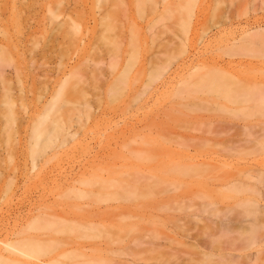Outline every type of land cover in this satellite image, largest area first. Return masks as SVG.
<instances>
[{
    "label": "rangeland",
    "instance_id": "374dc122",
    "mask_svg": "<svg viewBox=\"0 0 264 264\" xmlns=\"http://www.w3.org/2000/svg\"><path fill=\"white\" fill-rule=\"evenodd\" d=\"M157 1L156 8L145 4L140 16L132 0L125 11L129 18L124 16L128 24L122 17L117 21L126 33L124 40L131 25L139 28L135 33L143 45L138 61L128 67L126 78H131L124 82L129 85L114 98H108L105 87L125 67L131 53L125 50L128 42L119 41L120 62L112 64L107 55L100 59L103 53L89 47L86 39L94 24L90 17L98 16V9L88 0L84 3L87 22L71 45L63 44V61L68 68L86 57L85 71L89 78L95 73L98 84V91L88 97L97 103L33 168L26 159L25 128L11 137L12 144L0 138V239L12 237L10 232L27 214L46 211L69 219L91 217L109 226L107 232L89 231L69 246L58 245L52 255L73 252L59 256L64 261L101 264L90 257L107 256L117 264H194L204 252L214 259L230 253L241 264H264V231L256 232L262 234L256 243L248 246L243 240L249 227L247 199L255 198L264 213V182L255 179L260 172L264 175V0H191L189 10L183 9L188 0H166L168 8ZM19 56L15 54L14 64L28 66V56ZM56 64L47 63L51 80L58 73ZM215 67L254 89L255 98L222 105L214 96L194 91L197 75ZM28 94L31 108L39 93L32 98ZM187 164L198 170H173ZM82 178L89 185H80ZM232 183L254 186L257 192L229 189ZM70 185L82 189L81 195L69 191ZM68 223L61 222L70 227ZM80 231L64 235L78 236Z\"/></svg>",
    "mask_w": 264,
    "mask_h": 264
},
{
    "label": "bare ground",
    "instance_id": "6f19581e",
    "mask_svg": "<svg viewBox=\"0 0 264 264\" xmlns=\"http://www.w3.org/2000/svg\"><path fill=\"white\" fill-rule=\"evenodd\" d=\"M86 1L87 0H0V24L3 25V23H7L10 29H14L10 33L7 25H4L3 29L0 27V37L2 36L0 38V138L2 141L3 139L5 140L3 142H10L12 141L10 140L11 137H15L14 134L18 133L22 127L25 128V131L28 133L27 140L29 142L26 159L28 158L31 161L32 168L37 166L36 161H38V157L40 158L43 156V153L45 154L47 149L56 148L60 144L57 142L58 140L62 139L61 142L63 143L65 135L69 133L68 129L75 127L73 125L74 122H81V118L85 113L87 117V113L90 112L89 109H91V106L97 103L95 102L92 104L91 101L94 95L93 91L97 89L98 85L95 83L97 79L94 80L97 76H95V73H92L95 76H93L94 79L92 76H90V78L88 77L87 71H85L84 68V64H88V62L84 61L86 57L81 58L80 56L79 60L77 59L75 64L70 65L68 68L63 61L64 55L67 54L65 53L67 48L65 45L63 46V44L71 45L73 43L71 40L76 37L78 30L83 27H81V25L87 19L84 12L87 9L85 7L86 5H84ZM88 1L91 2L92 8L96 7L98 9V16L92 14L90 17L94 23L92 27L94 31H87V45L89 47L94 46L97 52L100 51L99 54L103 53L101 56H98L100 59H105L103 57L107 55L108 60L112 64L116 59L118 61L120 55L117 56V54L120 53L117 51H120L121 46H123L119 45L121 42L123 44L128 42L125 44L128 45V48L125 47V50L128 49L131 52L130 55L128 54L129 56L127 55L129 59L125 61V64H122L125 65L122 71H119L117 68L112 69H116L120 73L117 71L119 73L117 76L118 73L116 72L117 74L114 75L113 71V79L110 81L111 83L105 87V92L109 96L108 98H114V96L116 97V95L119 94L121 89H123L122 91L124 92V86L130 83L126 82L131 78L130 76L126 78V73L128 74L129 70L128 67L130 64H134V62L138 61L139 58H137L136 54L139 52V47L143 45H138L140 44L137 39L138 33H135V30L139 28L134 29L135 27L133 28L131 25L133 29L130 27V37L129 39H125L127 40L125 41L124 38H126V33L123 31L122 26L120 27L117 24L118 20L121 21V17L123 20H127V18L124 19V16L127 13L126 10L131 8L130 5L132 4V0ZM161 1L164 3L166 0ZM189 1L191 0L185 3L188 5L184 4V10H189V6L193 4L189 3ZM133 3L132 7L135 9L134 11L137 10L136 12H139L141 16V14L144 13L142 11L143 8L146 7L145 4L155 7L158 1L133 0ZM167 4L169 3L167 2ZM167 4L164 3L166 6L163 7L168 8ZM165 8L164 10H166ZM169 9L171 11L170 6ZM187 12L189 14V11ZM187 12L186 16H189ZM139 14L136 15L140 18ZM126 17L128 16L126 15ZM126 24H128V22ZM40 25H43L44 29H40ZM136 26L138 27V24ZM183 26L184 29L183 27L182 29L185 30V25ZM37 33H39V36L42 35L40 36L41 39L39 36V38L36 37ZM96 33L101 35L98 34L99 36H96ZM117 33L119 37L121 34V40H116L118 37ZM82 37L84 36L82 35L81 39ZM139 37L140 36H138V38ZM141 49L143 50V48ZM85 52L88 54L87 52L89 51ZM14 53L20 54L19 57H21V55L23 57V55L26 54V56H28L27 61L29 65L21 68L18 67L20 63L14 64V61H16ZM95 54L97 55L98 53ZM135 59H137V61ZM50 62L57 63L56 69L58 68V73L54 80L49 79L50 76L47 77V71L49 70L47 63ZM24 63L26 64V62ZM208 70L206 69L203 73H200L199 76L197 75V82H193L196 86L191 83L193 84L194 91L206 92L223 101L222 105L227 102L246 103L248 100L255 98L256 92L254 89L246 88L239 84V80L232 74H229L230 72L227 73L228 71L217 70L216 67ZM102 71L101 74H104ZM11 73H14L13 76ZM40 75L42 78L45 77V79L43 78L44 81L41 80L42 78L38 80ZM25 76H28V79L25 81L27 84H24L25 82L22 81ZM125 79L126 81L124 82ZM104 81H100L101 85ZM123 83L124 85H122ZM95 91H98V89ZM28 93H31L30 96L32 94L34 95L31 96V98L36 97L35 93H39V95L34 98L37 100H35L36 103H34L31 108L28 106L29 102L26 101V94ZM88 94L92 97L89 98ZM261 98L263 99V97ZM24 122H28L25 127L23 126ZM220 132H222V130L216 131V133ZM76 133V131L73 132L72 136ZM2 141H0V144L3 143ZM0 147L2 146L0 145ZM12 148L14 150V147ZM12 157L9 158L13 159ZM182 167L184 168L175 166L173 170L179 173H189L198 170L194 164H187V166ZM255 179L263 183V173L260 172ZM102 181H109V179H102ZM9 182L8 184H11ZM80 185H89V181L86 180V178H82ZM239 187H242L243 190L257 192L254 186L247 187L244 184L237 185L234 183L228 186L229 189L237 191L241 190ZM68 189L71 192H80L79 195H81L83 191L80 188H76L74 185L68 186ZM247 206L248 208L245 214L247 215L246 218L249 227L248 230H245V233L248 234V236L243 238V240L249 246L262 238V234H255L260 231V229L264 231V213L260 212V205L253 197L247 199ZM61 222H69L71 226L68 227L61 224ZM18 225V229L16 226V228H13L10 232L12 237L0 239V264H93L91 260L81 261L79 259H69L68 261H64L59 258V256L65 257L66 253L73 252L61 251L58 255H52L51 252L57 248L58 245L69 246L75 243V239L81 238L89 231L98 234L101 233V231H109V226L102 223V220H96L91 217L69 219L63 215L48 213L46 211L27 214ZM78 228L81 230L78 236L69 237L64 235V232L67 230L76 232ZM81 256H85V254L79 253L78 257ZM213 256L214 254L203 252L202 256L195 261L194 264H241L237 260L238 257L235 259L234 254H218L215 255L217 259H214ZM90 258L98 260L101 264H117L112 258L107 256H91Z\"/></svg>",
    "mask_w": 264,
    "mask_h": 264
}]
</instances>
